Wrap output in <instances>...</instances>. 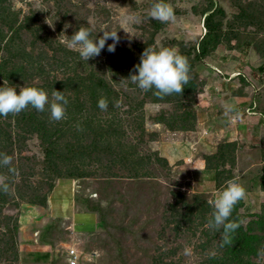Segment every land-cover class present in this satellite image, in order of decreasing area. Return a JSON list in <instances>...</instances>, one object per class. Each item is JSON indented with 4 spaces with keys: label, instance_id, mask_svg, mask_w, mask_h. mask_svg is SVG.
Wrapping results in <instances>:
<instances>
[{
    "label": "rangeland",
    "instance_id": "1",
    "mask_svg": "<svg viewBox=\"0 0 264 264\" xmlns=\"http://www.w3.org/2000/svg\"><path fill=\"white\" fill-rule=\"evenodd\" d=\"M168 2L160 21L144 15L152 0H0V84L68 101L60 120L47 104L0 116V264H69L70 249L75 264H264V129L233 135L239 119L221 108L264 119V0ZM89 25L119 40L86 61L67 39ZM203 37L216 45L199 58ZM164 46L189 79L158 96L127 76ZM230 180L245 196L224 243L207 221Z\"/></svg>",
    "mask_w": 264,
    "mask_h": 264
},
{
    "label": "clouds",
    "instance_id": "2",
    "mask_svg": "<svg viewBox=\"0 0 264 264\" xmlns=\"http://www.w3.org/2000/svg\"><path fill=\"white\" fill-rule=\"evenodd\" d=\"M146 18L154 20L167 21L174 18L173 7L168 0H152L150 6L144 13ZM129 19L138 21L139 16L132 15ZM67 27V25H65ZM125 32L129 34L125 28ZM102 34L91 36L92 26H80L72 32L67 39V47L78 52L82 60H88L90 57L97 56L101 49L105 47V41L111 40L107 44V51H113L116 42L119 40L117 29H101ZM134 71L127 76L139 89L147 91L154 90L155 95L162 96L170 93H181L189 79V65L187 58L176 48L145 47L138 63L133 65ZM67 99L62 91L54 89L51 98L42 88L35 86L17 87L14 85L4 86L0 84V116L8 113H18L26 106H32L38 111H42L45 105H48L50 118L60 120L64 117L65 105ZM100 109L107 107V101L100 98L97 101ZM233 110L232 105H225V111ZM10 157L7 154H0V165H8ZM12 170L11 168L9 169ZM7 190L8 185H0ZM245 196V188L235 180H230L216 194L215 199L211 201L213 211L207 223L210 227L221 231L224 243L229 242V236L238 227V223L229 220L230 213L237 201ZM68 256V253H67Z\"/></svg>",
    "mask_w": 264,
    "mask_h": 264
},
{
    "label": "crops",
    "instance_id": "3",
    "mask_svg": "<svg viewBox=\"0 0 264 264\" xmlns=\"http://www.w3.org/2000/svg\"><path fill=\"white\" fill-rule=\"evenodd\" d=\"M225 105H227V104H225ZM221 108H225V107H221ZM236 111L237 110L235 108H233V110L231 112L233 114L235 113L234 116H236L237 119H239V121H238L239 126L236 128V130H238L239 133H235L233 135H236V136H247V132L250 129H252V126H251L252 124L251 123H254L255 126H258V129L257 130H261L262 131L264 129V119L263 118H256V117H254V118L247 117L246 118L245 117L246 119L240 120L241 118L239 117V115H237V112ZM247 122L250 123L251 125L249 126ZM236 130H231V131H236Z\"/></svg>",
    "mask_w": 264,
    "mask_h": 264
},
{
    "label": "trees",
    "instance_id": "4",
    "mask_svg": "<svg viewBox=\"0 0 264 264\" xmlns=\"http://www.w3.org/2000/svg\"><path fill=\"white\" fill-rule=\"evenodd\" d=\"M199 44H201V46H200V51H199V53H198V55H199V58H202V57H205V56H207V55H209L208 53L211 51V50H214L215 48V45H216V41H212V44H210V46H208V47H206L205 45V37H203L201 40H200V42H199ZM229 148V149H232L233 148V146L232 145H224V146H222V147H220V149H225V148ZM219 149V150H220ZM222 154V152H221V156H219V160H221V159H223V158H225V156ZM262 185H263V188H264V179H263V183H262ZM248 239H250V240H252V238L251 237H249V238H246L245 236H240V238L239 239H237V241L236 242H238V247H240V246H245L243 243H245V241L246 240H248Z\"/></svg>",
    "mask_w": 264,
    "mask_h": 264
},
{
    "label": "built area",
    "instance_id": "5",
    "mask_svg": "<svg viewBox=\"0 0 264 264\" xmlns=\"http://www.w3.org/2000/svg\"><path fill=\"white\" fill-rule=\"evenodd\" d=\"M77 261V256H76V253L73 249H70L68 251V263L69 264H75Z\"/></svg>",
    "mask_w": 264,
    "mask_h": 264
}]
</instances>
